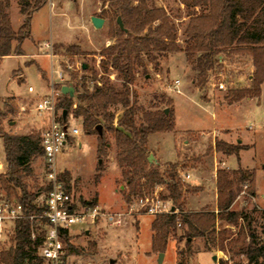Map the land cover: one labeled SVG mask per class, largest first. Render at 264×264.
Segmentation results:
<instances>
[{"label":"rangeland","instance_id":"374dc122","mask_svg":"<svg viewBox=\"0 0 264 264\" xmlns=\"http://www.w3.org/2000/svg\"><path fill=\"white\" fill-rule=\"evenodd\" d=\"M10 8L11 22L18 27L22 22L19 14V0H12ZM149 6L163 7L169 14L177 30V43L185 46V28L191 12H203L205 8H186L180 0H148ZM10 5V4H9ZM89 14L102 17L104 23L101 28H95L89 22ZM85 24L87 26H85ZM117 22L109 7L101 6L98 0H46L39 10L35 11L30 20V37L26 38L21 48L31 56L8 55L0 59V112L5 109V103L10 102L14 112L7 115L0 126L10 133L18 135L36 134L48 123L46 112L36 110L35 105L39 98L48 94L51 66L54 68L53 78L58 80V64L64 70V80L56 83V88L61 85L72 86L80 81L92 89L94 84L100 85L108 77L117 87L121 80L116 77V72L110 69L102 73L100 68V50L115 40ZM68 42V43H58ZM52 45L54 57L52 62L46 55V45ZM61 44L62 46H58ZM72 46L73 48L68 49ZM79 50V51H76ZM196 54L187 60L182 51L154 53L150 59L142 55L146 71L137 67L135 78L130 85L135 93L141 110L136 113L137 122L142 120L143 111H161L168 109L171 113L173 129L165 132L154 133L149 136L148 155L152 154L151 163L159 165L160 170L175 163L181 181L186 190L182 192L181 201L187 211H215L214 195V165L217 172L220 170H237L235 178L241 173L244 178L236 181L233 186L235 199L231 209L237 212H251L258 223L257 231H261L264 224V81L260 86L258 97H243L236 99L230 94L236 90L249 88L252 84L251 76L255 71L252 57L248 53L238 52L230 55L222 54L224 60L216 64L208 72V80L202 87L195 83L197 68ZM87 64L83 69L82 64ZM71 68H67L66 65ZM97 71V79H92L91 72ZM175 79L180 80L178 90H172ZM222 82L224 88L218 84ZM31 85L34 91H28ZM75 94V89L73 95ZM61 95H59L60 99ZM171 101V102H170ZM76 107L74 103L72 109ZM118 119L123 107L120 104L109 108ZM71 115V116H70ZM69 115V121L76 123L80 128L79 135L69 140L64 151L57 155V166L62 169V178L67 187L71 184L75 196L81 200L94 198L108 212L124 213V221L112 224L103 218H98L92 225L79 222L73 226L75 236L71 237L70 244L83 252H74L75 258L71 261L78 263L90 262L91 264H176L178 259L181 264H218L219 261L233 264L230 254L221 250H205V237L190 239V254L186 251L185 238L180 226L177 225L176 239L170 238L166 250L163 252L161 263L158 262L157 252L151 251L150 221L151 215L130 212L121 189L125 183L120 177V170L115 160L114 136L106 132L109 146L100 158L97 154V133L85 134L81 118ZM13 123H8V121ZM104 129V127H103ZM173 134L174 138L171 136ZM85 135H92L86 136ZM177 140V159L169 162L175 153ZM186 139V142L181 140ZM229 139V140H228ZM237 139L241 141L238 142ZM229 144L246 146L241 155V164L229 167L219 164V155L215 158L216 141ZM228 140V141H227ZM82 144V145H81ZM159 153L165 163H157L154 152ZM240 151V150H239ZM238 151V153H239ZM98 160H101L98 162ZM239 161V159H237ZM0 174L5 172L6 163L2 140L0 135ZM230 163H234L231 159ZM97 164L102 165L97 179L94 174ZM231 164V165H232ZM32 172L25 181L31 190H36L45 182L44 160L41 155L34 156L31 160ZM224 166V167H223ZM220 167V168H219ZM67 168V169H65ZM60 169V170H61ZM193 171L198 177H204L201 185H192L184 177V172ZM253 178V179H252ZM252 179V181H250ZM122 186V188H121ZM124 186V187H123ZM159 189V196L168 194L164 185H155L149 192L130 195H151ZM69 188V187H68ZM1 191L9 198L1 187ZM254 191V195L251 191ZM205 196L204 204H192L202 192ZM217 197V193H216ZM201 204V203H200ZM214 209V210H211ZM263 216L260 217V213ZM221 220L216 221V228H223ZM228 234H235L238 226L224 225ZM83 229L80 231V229ZM88 230V233L86 231ZM13 234L1 237L0 251L13 245ZM177 248L182 251L177 254ZM216 255V261L212 256ZM238 258H243L242 256Z\"/></svg>","mask_w":264,"mask_h":264},{"label":"trees","instance_id":"16d2710c","mask_svg":"<svg viewBox=\"0 0 264 264\" xmlns=\"http://www.w3.org/2000/svg\"><path fill=\"white\" fill-rule=\"evenodd\" d=\"M101 6L107 5L115 18L120 17L123 29L117 26L115 40L100 50V68L102 73L110 69L121 80L120 87L107 77L100 85L90 89L84 82L74 84L75 94L62 93L57 106L81 118L85 134L97 133L95 127L102 126V135H97V154L100 158L109 146L106 132L114 136L115 160L120 170V177L125 183L121 193L126 201L130 195L151 191L155 185H164L168 194L160 196L172 202L177 212L158 213L151 222V251L164 252L168 240L176 239L177 224L190 254V239L205 237V250L212 248L230 254L233 264H264V224L258 232L257 219L251 212H237L231 209L235 199L233 186L244 178L241 173L235 178L237 170H220L216 179L215 211H187L181 201L182 192L187 188L181 181L175 163L168 164L164 170L159 165L148 161V137L150 134L173 129L171 113L161 111H143L141 122H137L136 113L141 110L131 84L137 67L146 71L142 55L154 58V53L182 51L187 60L197 55V74L195 83L198 87L206 84L208 72L224 60L222 54L248 53L252 57L255 71L251 76L249 88L236 90L230 94L236 99L258 97L264 81V0H180L186 8L203 7V12H191L185 28V46L177 43V30L169 14L163 7L148 5V0H98ZM10 0H0V58L13 54H22L21 44L30 37L32 14L45 5L46 0H19V11L23 21L14 30L7 9ZM15 44V45H14ZM58 46H62L59 44ZM73 48L72 46L68 49ZM79 51V50H76ZM87 66L84 68L86 69ZM97 71H92V79H97ZM61 87V86H60ZM171 102V101H170ZM76 107L72 109V105ZM120 104L123 107L118 119L109 109ZM0 112V125L7 115L14 112L10 102ZM168 112V111H167ZM10 120L8 121V123ZM104 127V129H103ZM5 172L0 174V187L19 201L26 213L41 212L44 207L36 200L46 189L42 184L31 190L26 177L32 172L31 160L42 156L40 136L36 134L18 135L5 131L0 126ZM246 146L215 142V150L223 154H235ZM102 165L97 164L94 178L97 179ZM253 179V178H252ZM250 179V181H252ZM124 187V186H123ZM254 195V191H251ZM95 199L89 203L94 204ZM263 213H260V217ZM221 220L223 228H216V221ZM238 226L235 234H228L224 225ZM32 231L35 233L31 237ZM43 230L36 221L28 218L15 222L14 243L0 251V264H40L35 252L43 239ZM71 236H65L68 251L83 252V249L71 245ZM182 251L177 248V254ZM242 256L243 258H238ZM176 264H181L178 259ZM218 264H227L219 261Z\"/></svg>","mask_w":264,"mask_h":264},{"label":"built area","instance_id":"2783aa9c","mask_svg":"<svg viewBox=\"0 0 264 264\" xmlns=\"http://www.w3.org/2000/svg\"><path fill=\"white\" fill-rule=\"evenodd\" d=\"M52 50L51 43L47 44L45 53L49 56L51 62L54 57ZM66 67L71 68L68 64ZM54 72L55 70L51 66L48 94L39 98L35 105L36 110L46 112L48 115V123L40 132L46 189L39 193L36 200L44 209L41 212L26 213L19 201L4 195L0 189V241L1 237L14 233L17 220L28 218L31 221L38 222L43 230L42 242L35 252L40 264H82L78 261H71L70 258H75V255L68 251L65 240L66 235L69 237L77 235L73 232V226L79 222H85L87 226H90L98 218L119 225L124 221V213L108 212L94 204L77 206L72 200L70 190L61 176V170L57 166L56 158L69 144V140L79 135L80 128L76 123L72 124L69 121L70 114L65 119L62 117L63 109L57 106L59 95L62 93L60 87L56 88L55 85L64 80V70L58 64L56 70L57 81L53 78ZM179 83V80L175 79L170 88L179 91ZM218 86L221 89L224 88L222 82ZM27 89L33 91L32 86H28ZM184 176H187V174ZM159 189H162V187L158 186L151 195L131 196L127 202L129 211L153 216L158 213L177 212L169 199H163L159 196ZM81 230L83 229L81 228ZM34 236L35 233L32 231L31 237L34 238ZM84 264L91 263L86 262Z\"/></svg>","mask_w":264,"mask_h":264},{"label":"crops","instance_id":"0c3cea01","mask_svg":"<svg viewBox=\"0 0 264 264\" xmlns=\"http://www.w3.org/2000/svg\"><path fill=\"white\" fill-rule=\"evenodd\" d=\"M13 3V1L12 0H10V2H9V7H8V9H7V12H8V14H9V18H10V22H11V16H10V8H11V4ZM20 12V11H19ZM19 14H21V13H19ZM21 16H22V21H23V15L21 14ZM91 16H93L92 14H89V18H88V20H89V22L91 21L90 20V18H91ZM22 23V22H21ZM91 23V22H90ZM11 25H12V22H11ZM21 25V24H20ZM19 25V26H20ZM91 25H92V23H91ZM18 26V27H19ZM85 26H87L86 24H85ZM93 26V25H92ZM12 27H13V29L14 30H17L18 29V27H14L13 25H12ZM25 41V40H24ZM24 41L22 42V44H21V48H22V46H23V43H24ZM58 43H68V42H58ZM15 45V44H14ZM23 49V48H22ZM23 52L24 53H22V54H14L15 56H31V55H34L33 53H26L24 50H23ZM5 57V56H4ZM3 58V57H2ZM1 59V58H0ZM179 82H180V80H179ZM179 85H180V83H179ZM29 86H31V85H29ZM178 88H179V86H178ZM33 91H34V89H33ZM32 92V91H31ZM154 134V133H153ZM171 134V136L174 138V136H173V134L172 133H170ZM150 135H152V134H150ZM149 135V136H150ZM86 136H92V135H85L84 137H86ZM95 140V142H96V145H97V140H96V138L94 137V136H92ZM148 140H149V137H148ZM229 140V139H228ZM227 140V141H228ZM174 141H175V148H174V150H175V153H174V156H173V158L169 161V162H174V161H176V159H177V152H176V145H177V140L176 139H174ZM182 142H186V139H183V140H181ZM237 141L238 142H240L241 140L240 139H237ZM82 145V144H81ZM96 149H97V147H96ZM148 149H150L149 148V146H148ZM151 150V149H150ZM64 151V150H63ZM152 151V150H151ZM154 152V151H153ZM242 152H243V149H240V151H239V153H238V157H239V161L237 160V156L235 155V154H230V155H226V154H223V153H220V152H215L214 153V155H216V156H214L215 158L217 157V155H219L218 157H219V164L220 163H223V165H227V166H231V167H236L237 165H238V163H242L241 162V155H242ZM154 154H155V159H156V162L157 163H165V162H168L167 160L166 161H164L163 159H162V157H161V155L159 154V153H156V152H154ZM231 159H233L234 160V163L232 164V163H230V161H231ZM232 164V165H231ZM0 166L2 167V163L0 162ZM217 164H216V166L214 165V170H215V172H214V177H215V180H214V183L216 184V171H217ZM224 167V166H223ZM220 168V167H219ZM61 169V168H60ZM62 169H64V168H62ZM61 169V172L63 171ZM65 169H67V168H65ZM62 174V173H61ZM184 174L186 175L187 174V176H184L188 181H190L191 182V184L192 185H201L200 183V181H202V180H204L203 178L204 177H202V176H200V177H198L196 174H194V172L193 171H188V172H184ZM68 184V187H69V190H70V193H71V195H72V200H73V202H74V204L75 205H77V206H86V205H90V201H92V200H94V198H91V199H89V198H84L83 200H81L80 198H79V196H75L74 195V193H73V185L71 186V184H69V183H67ZM214 195H215V201H214V203H213V207H214V209H216V187L214 186ZM205 193V191L204 192H202V194H201V196L200 197H198V199L196 200V201H193V203L192 204H198V205H203L204 204V198H205V196L203 195ZM201 203V204H200ZM94 205H97V206H99V207H101V208H103L100 204H99V200L97 201V199H95V202H94ZM214 209H211V210H214ZM144 215H150V214H144ZM151 216H153V215H151ZM154 217V216H153ZM152 220H153V218H151V221H150V225H151V222H152ZM86 233H88V230L86 231ZM152 235V232H151V230H150V236ZM151 239V238H150Z\"/></svg>","mask_w":264,"mask_h":264},{"label":"water","instance_id":"95a60500","mask_svg":"<svg viewBox=\"0 0 264 264\" xmlns=\"http://www.w3.org/2000/svg\"><path fill=\"white\" fill-rule=\"evenodd\" d=\"M90 20H91L92 25H93L95 28H101L102 25H103V23H104V19H103L102 17L96 16V15L91 16ZM116 22H117L118 26H119L121 29L124 28L120 17H117V18H116ZM86 66H87V64H85V63L82 64V68H83V69H84ZM60 91H61V93H69L70 96H73L74 88H72V86L61 85V87H60ZM164 111L167 113L168 109L165 108ZM66 114H67L66 110H63V111H62V117H63V119L66 118ZM10 123H13V122H10ZM95 129H96L98 135H102V126H101L100 124H98V125L95 127ZM152 158H153V155H152V154H149V155H148V161H151ZM100 161H101V160H98V162H100ZM121 188H122V186H121ZM163 255H164L163 252H160V253L158 254V262H159V263H161V260H162ZM216 258H217L216 255H213V256H212V259H213L214 261H216Z\"/></svg>","mask_w":264,"mask_h":264}]
</instances>
